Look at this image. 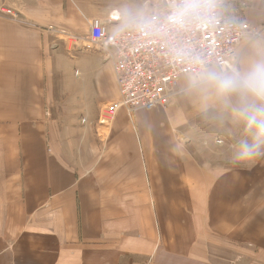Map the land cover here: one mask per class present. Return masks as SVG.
<instances>
[{
  "label": "crops",
  "instance_id": "obj_1",
  "mask_svg": "<svg viewBox=\"0 0 264 264\" xmlns=\"http://www.w3.org/2000/svg\"><path fill=\"white\" fill-rule=\"evenodd\" d=\"M148 2L0 0L18 16L0 14V264H264V159L201 162L196 145L177 154L172 125L196 119L169 118L187 75L172 107L119 108L104 125L111 63L79 53L70 69L58 64L49 27L84 46L93 19L148 13ZM224 4L264 26V0ZM237 52L264 54V33Z\"/></svg>",
  "mask_w": 264,
  "mask_h": 264
},
{
  "label": "clouds",
  "instance_id": "obj_2",
  "mask_svg": "<svg viewBox=\"0 0 264 264\" xmlns=\"http://www.w3.org/2000/svg\"><path fill=\"white\" fill-rule=\"evenodd\" d=\"M225 10L224 0H169L167 10L155 15L117 8L109 39L132 31L143 39L162 41L172 62L190 65L181 91L196 97V110L203 117L235 128L227 163L248 167L264 159V54L212 61L188 39L193 32L222 23L226 28L234 25L235 20L225 18ZM188 140L178 137V155H183Z\"/></svg>",
  "mask_w": 264,
  "mask_h": 264
},
{
  "label": "built area",
  "instance_id": "obj_3",
  "mask_svg": "<svg viewBox=\"0 0 264 264\" xmlns=\"http://www.w3.org/2000/svg\"><path fill=\"white\" fill-rule=\"evenodd\" d=\"M168 3L169 0H157L148 14L165 12ZM6 11L1 9L3 13ZM224 16L236 23L227 28L222 23L211 30L193 32L188 37L212 61L237 55L236 49L243 37L252 33L251 27L240 18L229 17L225 12ZM111 22L93 19L86 42V47L95 46L101 50L113 69L117 97L105 105L102 111L104 120L111 119L119 108L129 112L152 110L169 103L175 95L179 78L188 74L190 65L172 62L162 41L146 40L132 31L117 37L115 41L110 40L114 30Z\"/></svg>",
  "mask_w": 264,
  "mask_h": 264
},
{
  "label": "rangeland",
  "instance_id": "obj_4",
  "mask_svg": "<svg viewBox=\"0 0 264 264\" xmlns=\"http://www.w3.org/2000/svg\"><path fill=\"white\" fill-rule=\"evenodd\" d=\"M148 10L151 8H154L156 5L155 2L157 0H148ZM5 10L10 12H5V16L9 17L11 16L15 20L18 19L17 14L12 8L9 7H2ZM0 7V14H2ZM9 15V16H8ZM232 17V16H229ZM236 17V16H235ZM241 19V17H238ZM247 25H249L252 29V33L250 35H247L243 37L241 42L245 39H254L259 36H261L264 33V26H256L250 23L247 20H243ZM47 33L50 34V36L54 39V41L59 42L63 47L64 50L61 52L59 55V58L57 59L58 64L63 67L68 64V68L70 69L73 67L74 61L76 60L77 57H80L79 53L83 54H99L103 56V53L101 50L96 48L95 46H92L90 48L86 47V43L83 46L82 43L79 41H74L73 38H70L67 35H64L62 31H55V30H50ZM240 42V43H241ZM239 43V44H240ZM237 52V49H236ZM238 55V52H237ZM86 56V55H84ZM88 56V55H87ZM95 63V62H94ZM93 63H90L91 65ZM93 67L95 70L101 71L102 67L95 66L93 64ZM97 68V69H96ZM75 71V70H74ZM187 75V74H185ZM184 76V75H182ZM181 90L178 89V94L176 95L175 99L173 102L178 101L179 104H177L174 108L175 111H173L169 116L170 120L173 119V121L177 120V114L183 113V111L190 112V111H196V119L192 118H187V116L181 115L178 123L176 125H172L173 131H176L177 135L179 136H184L188 137L189 140L185 144L186 149L188 147H193L192 145L197 146V150H199V154L197 153V156L200 158V161L202 162L203 160H209L210 159H223V158H228V144L231 141L232 136L235 134L236 130L235 128L230 124V123H225V124H220L215 122L211 117L209 116L208 118L203 117L195 107V103L192 102L191 105L187 106V101H189V97L192 99H195L194 95L191 94H185L183 93L181 95ZM179 95V96H178ZM178 97V99H177ZM196 101V99H195ZM106 105V104H105ZM101 106L102 108L105 106ZM164 106V105H163ZM172 106H164V108H170ZM178 107V108H177ZM101 108V109H102ZM156 108L152 109L155 110ZM143 110V109H142ZM152 110H143V111H152ZM183 110V111H182ZM102 124L107 125L109 123V120H104L102 117ZM193 138H196L195 144L191 141ZM184 145V146H185ZM203 153H206L208 156L203 155ZM185 156H187L184 153Z\"/></svg>",
  "mask_w": 264,
  "mask_h": 264
}]
</instances>
